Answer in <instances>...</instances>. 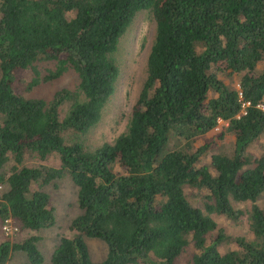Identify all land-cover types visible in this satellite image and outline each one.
I'll use <instances>...</instances> for the list:
<instances>
[{
  "label": "trees",
  "instance_id": "1",
  "mask_svg": "<svg viewBox=\"0 0 264 264\" xmlns=\"http://www.w3.org/2000/svg\"><path fill=\"white\" fill-rule=\"evenodd\" d=\"M144 9L155 34L125 129L84 146L79 137L100 120L120 76V37ZM43 61L53 67L41 74ZM18 69H31L27 89L67 69L76 83L50 98L28 96L13 88ZM259 103L264 0H0V219L30 231L53 224L43 187L65 174L80 211L51 264H175L189 243L196 251L187 264H264V144L253 150L264 135ZM218 119L227 122L218 139L230 133L231 143L209 148L198 138ZM27 155L59 162L28 165ZM187 188L202 191L205 211ZM232 201L252 202V237L212 234L211 212H244ZM86 237L105 242L101 260ZM38 239L1 240L0 264L14 250L26 253L21 264L41 263Z\"/></svg>",
  "mask_w": 264,
  "mask_h": 264
},
{
  "label": "rangeland",
  "instance_id": "2",
  "mask_svg": "<svg viewBox=\"0 0 264 264\" xmlns=\"http://www.w3.org/2000/svg\"><path fill=\"white\" fill-rule=\"evenodd\" d=\"M155 34V19L149 10H140L136 13L131 24L122 34L119 40L118 49L115 53L121 67L120 76L117 80L116 88L109 101L103 108L100 120L92 126L89 131L79 137L84 146L96 147L104 141H113V139L125 129L127 120L132 107L136 102L139 90L142 86L146 73V58ZM53 67L52 61H43L38 64L41 74L46 72L47 68ZM32 76L31 69H18L13 80L15 91L33 97L50 98L54 92L63 87L74 88L76 83V74L72 69H67L60 76L39 82L37 85L27 89V84ZM238 74L231 76L232 80H237ZM237 85V84H236ZM238 86V85H237ZM227 124L225 120L219 119L216 126L208 132L199 136V142L209 143V148L220 149L219 147L231 143L232 136L225 133V140L218 139L219 134L223 132V125ZM260 142V143H259ZM254 145L255 151L261 150L260 145L264 144V135L260 141ZM262 146V145H261ZM203 160L209 161V155H205ZM24 162L28 165L46 163L57 165L59 160L55 156H49L48 159H42L38 156H26ZM2 187V185H1ZM0 187V189H1ZM43 189L50 195V201L54 208L55 221L53 224L40 228L37 231H30L27 228H20V225L7 218L0 219V241L8 238L10 241H21L31 233L39 235L37 246L42 253L43 260L38 264H51V253L59 243L61 236L71 235L73 230L70 225L80 211L77 203V186L73 183L69 175H62L47 183ZM189 198L195 205L204 209V195L197 189H186ZM235 207L241 208L244 212L236 219L227 217L221 213L211 212L209 215L216 221V228L212 234H216L221 229L227 237L235 236L252 237V232L248 227V213L251 207V201H232ZM257 203L264 207V195L258 197ZM8 228L5 229L4 225ZM91 257L94 260H101L106 253L105 242L97 237H86ZM229 242V239H225ZM224 241V242H225ZM196 251L192 243H189L185 249L178 255L175 264H187L192 253ZM27 261L26 253L22 250H14L11 253L8 264H21Z\"/></svg>",
  "mask_w": 264,
  "mask_h": 264
},
{
  "label": "built area",
  "instance_id": "3",
  "mask_svg": "<svg viewBox=\"0 0 264 264\" xmlns=\"http://www.w3.org/2000/svg\"><path fill=\"white\" fill-rule=\"evenodd\" d=\"M248 104H249V102H248V101H245V102L243 103V107H244L245 105H248ZM258 106H260L261 108L264 109V104L259 103ZM242 112H245L244 108L242 109ZM218 121H219V119H218ZM0 187H1V185H0ZM4 227H5V229H8V230L10 229V227L8 228L7 224H5Z\"/></svg>",
  "mask_w": 264,
  "mask_h": 264
}]
</instances>
